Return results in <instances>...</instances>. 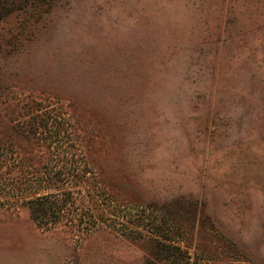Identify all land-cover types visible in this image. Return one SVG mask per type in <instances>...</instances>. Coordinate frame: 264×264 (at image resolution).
<instances>
[{
	"label": "rangeland",
	"instance_id": "obj_1",
	"mask_svg": "<svg viewBox=\"0 0 264 264\" xmlns=\"http://www.w3.org/2000/svg\"><path fill=\"white\" fill-rule=\"evenodd\" d=\"M4 1L0 264H139L151 212L186 216L168 234L191 257L264 264V0ZM67 130L126 205L88 238L17 196Z\"/></svg>",
	"mask_w": 264,
	"mask_h": 264
},
{
	"label": "trees",
	"instance_id": "obj_2",
	"mask_svg": "<svg viewBox=\"0 0 264 264\" xmlns=\"http://www.w3.org/2000/svg\"><path fill=\"white\" fill-rule=\"evenodd\" d=\"M5 3L6 1L0 0V6ZM233 25L237 27L234 22ZM45 107L47 118L51 120L53 115V111L50 110L51 105L48 103ZM22 130L25 134H29L26 131H31L38 140L43 139L38 131L32 132L23 127ZM67 131L69 133L56 132L49 135L48 147L53 148L50 150L51 162L41 163L42 156L36 155L39 159L37 165L28 168L26 186L21 192H17V196L21 198L26 195L24 205L28 206L31 218L37 226L61 225L65 229L79 232L80 237L88 238L95 232L107 231L106 227H110L107 222L112 218L113 212L122 211L126 205H118V196L103 185L101 177L88 163L86 154L83 155L80 150L75 134L71 130ZM14 153L22 154L20 151ZM80 155L83 157L79 158ZM12 190L13 188L11 192ZM168 213L151 212L149 216L143 215V221H147L148 224L138 222L135 226H143L145 230L143 237L139 239L145 242L147 253L146 258H143L144 261L139 264H209L213 258L208 257L204 250L197 246L195 251L198 252L200 249L205 255L197 253L196 257H191L189 250L182 246V242H178L179 236L177 242L175 235L169 236L168 233L174 231L171 221L177 219L171 218L172 215L183 218L186 216L179 215V212ZM186 219L189 223L195 220L196 216ZM222 241L225 249H228L230 247L228 239L224 238ZM223 246L220 248L222 249ZM232 251L235 260L242 264L246 261L239 250L235 248V251L233 249ZM214 252H218V248L214 249Z\"/></svg>",
	"mask_w": 264,
	"mask_h": 264
}]
</instances>
